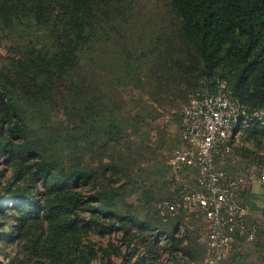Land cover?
<instances>
[{"label":"trees","instance_id":"1","mask_svg":"<svg viewBox=\"0 0 264 264\" xmlns=\"http://www.w3.org/2000/svg\"><path fill=\"white\" fill-rule=\"evenodd\" d=\"M126 4L127 0H0L5 25H25L36 33L31 42L40 44L18 53L16 68L27 73L28 86L19 87L14 74L0 70V157L5 155L15 178L25 182L13 187L12 181L0 180V213L5 212V202H11L10 214L17 222L11 231L25 240L33 264H97L99 257L100 264H109L114 256L127 257L130 264H187L189 247L186 237L178 234L184 215L163 222L123 214L117 189L86 195L84 186L93 181V171L66 168L49 158L44 146L37 151L31 139L23 100L35 103L38 118L47 123L53 111L62 113L63 107L51 100L49 105L40 102L60 81L77 103L64 107L63 114L87 127L83 141L93 144V117L100 108L93 106V87L81 74L93 65L95 39L109 36L122 22ZM170 5L180 19V36L193 44L202 62L201 79L226 78L244 104L264 107V0H170ZM46 32L48 39L40 42L39 33ZM236 131L260 144L264 121L249 117ZM171 178L176 190L170 199L183 188ZM90 232L121 236L119 242L96 246Z\"/></svg>","mask_w":264,"mask_h":264},{"label":"rangeland","instance_id":"2","mask_svg":"<svg viewBox=\"0 0 264 264\" xmlns=\"http://www.w3.org/2000/svg\"><path fill=\"white\" fill-rule=\"evenodd\" d=\"M124 11L122 22L111 28L109 36L95 39L93 65L81 74L93 87V106L100 108L93 117V144L83 141L87 127H81L75 116L63 114L64 107L77 103L60 81L40 102L49 105L51 100L52 105L63 107L62 113L54 110L47 123L38 118L35 103L27 97L23 103L37 151L44 146L46 155L66 168L93 171V181L84 186L86 195L115 188L121 194V213L154 221L158 206L176 190L166 161L182 146V138L180 116L171 110L180 109L199 86L202 62L193 44L180 36V19L170 0H127ZM27 29L21 23L9 27L0 17V70L14 74L19 87L29 78L16 68L18 53L40 45L31 42L36 33ZM38 39L47 40V32L39 33ZM4 158L0 157V180L20 187L25 182L15 178V168ZM218 164L232 175H255L246 184L244 198L251 205L249 225L257 229L255 240L236 241L221 264H264V182L259 179L264 172V138L259 144L238 133L233 152ZM4 195L7 198L6 191ZM5 205V212L0 213V264H33L25 240L11 231L17 225L10 214L11 202ZM206 228L202 214L182 216L178 234L186 237L190 255L185 258L194 264H205L200 238ZM120 236V232L89 233L96 246H105L109 240L119 242ZM96 262L100 264V257ZM109 264L130 263L127 257L114 256Z\"/></svg>","mask_w":264,"mask_h":264},{"label":"built area","instance_id":"3","mask_svg":"<svg viewBox=\"0 0 264 264\" xmlns=\"http://www.w3.org/2000/svg\"><path fill=\"white\" fill-rule=\"evenodd\" d=\"M164 112V110H162ZM182 146L167 159L171 176L182 184L177 197L162 202L156 217L163 222L198 212L207 219L200 238L205 264H221L238 240L253 241L257 229L248 222L251 205L244 198L255 175H232L218 160L233 152L236 129L249 117L264 121V107L251 108L234 93L226 78H203L180 109ZM259 179L264 182V172ZM187 264H194L185 258Z\"/></svg>","mask_w":264,"mask_h":264}]
</instances>
